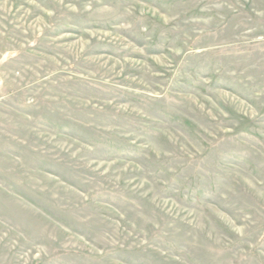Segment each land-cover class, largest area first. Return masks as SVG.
I'll return each mask as SVG.
<instances>
[{
  "label": "rangeland",
  "instance_id": "374dc122",
  "mask_svg": "<svg viewBox=\"0 0 264 264\" xmlns=\"http://www.w3.org/2000/svg\"><path fill=\"white\" fill-rule=\"evenodd\" d=\"M0 264H264V0H0Z\"/></svg>",
  "mask_w": 264,
  "mask_h": 264
}]
</instances>
